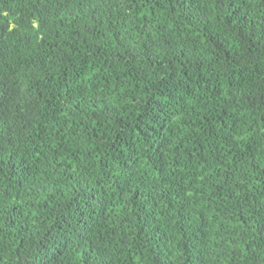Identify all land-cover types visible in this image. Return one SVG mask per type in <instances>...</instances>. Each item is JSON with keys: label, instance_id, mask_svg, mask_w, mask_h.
Here are the masks:
<instances>
[{"label": "trees", "instance_id": "16d2710c", "mask_svg": "<svg viewBox=\"0 0 264 264\" xmlns=\"http://www.w3.org/2000/svg\"><path fill=\"white\" fill-rule=\"evenodd\" d=\"M0 264H264V0H0Z\"/></svg>", "mask_w": 264, "mask_h": 264}]
</instances>
